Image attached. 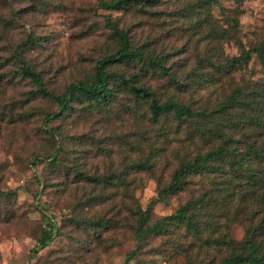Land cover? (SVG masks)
Returning <instances> with one entry per match:
<instances>
[{"label":"rangeland","instance_id":"rangeland-1","mask_svg":"<svg viewBox=\"0 0 264 264\" xmlns=\"http://www.w3.org/2000/svg\"><path fill=\"white\" fill-rule=\"evenodd\" d=\"M108 1L0 0V264H220L240 252L258 223V157L234 167L230 156L217 159V169L191 173L182 189L153 203L148 223L186 208L196 231L170 221L168 231H147L139 241L136 228L159 188L197 153L225 143L264 147V127L249 119L263 104L254 98L264 93V66L255 54L227 61L264 44V0L99 6ZM107 17L164 69L138 59L111 64L109 102L74 100L45 123L57 102L18 71L16 46L57 95L92 79L98 58L118 49ZM121 76L160 103L178 101L197 114L185 121L172 113L153 117L149 100L118 86ZM236 88L238 101L220 109ZM53 154L56 162L48 160ZM50 218L53 238L35 249Z\"/></svg>","mask_w":264,"mask_h":264},{"label":"trees","instance_id":"trees-1","mask_svg":"<svg viewBox=\"0 0 264 264\" xmlns=\"http://www.w3.org/2000/svg\"><path fill=\"white\" fill-rule=\"evenodd\" d=\"M133 0H110L108 2H100L99 6L104 9H120ZM107 25L111 28L112 33L118 38V49L110 55L98 58L94 66V76L92 79L83 81H74L68 84L65 90L60 94H53L43 83L40 73L30 64H28L22 58V47L16 46L14 50V60L18 71L24 76L30 78L36 86V90L46 95L57 102V109L53 112L46 114L45 123L51 122L54 118L58 117L64 111L72 108V102L81 98H86L96 103L109 102L114 97V91L109 86V74L106 72L107 66L119 63L128 62L132 59H138L140 61H147L151 65H158L163 70V64L159 58L152 55H144L140 50L133 48L130 37L126 30L120 29L114 22H111L109 18H106ZM250 54H255L261 60L264 66V44L255 46L249 49H245L237 57L231 58L228 61L230 64L244 63ZM119 87H127L129 91L140 98L149 100V109L153 117H157L161 114L172 113L174 117L179 121H185L190 117L197 114L196 111L190 109L184 103L178 101L168 100L160 103L154 97V93L144 87L134 83L133 80L126 79L121 76L117 82ZM257 98L261 99L263 104H257L259 106L254 114H249L250 121L259 127H264V93L257 92ZM242 94V89L236 88L228 96L227 100L223 101L220 105V109L228 107L230 104L238 101ZM51 137L54 138V132L48 130ZM218 145L211 150L204 153H197L192 159L187 160L180 164L171 174L170 180L167 184L160 187L157 196L153 198L147 205L144 213L141 215L139 224L136 228L137 240L144 239L147 231L154 230H169L170 221H180L191 230H197L198 224L193 219L192 214L187 213L186 208L177 210L174 214L161 217L152 223L149 222L151 208L153 203L160 202L168 195L178 192L182 189L183 183L191 173L201 172L203 168L214 167L217 169V159H223L226 156L233 158L231 165L238 166L247 165L254 158L258 157L264 162V147L259 150L255 148L254 143L249 145L237 146V145ZM237 156H239L238 159ZM50 162H56L57 157L55 154L49 157ZM249 179H254V172L252 168L248 170ZM262 182V180H261ZM259 214L258 223L249 230L247 237L242 243L241 250L238 253L231 254L228 258L224 259L220 264H264V201L259 204L257 208ZM49 219V225L42 231L40 237L37 240L36 248H45L47 244L53 238V232L55 230L54 224ZM166 220H169L166 222ZM33 249V250H35Z\"/></svg>","mask_w":264,"mask_h":264}]
</instances>
